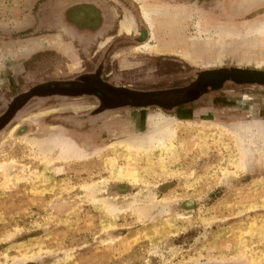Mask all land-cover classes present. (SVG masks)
<instances>
[{
	"label": "rangeland",
	"instance_id": "1",
	"mask_svg": "<svg viewBox=\"0 0 264 264\" xmlns=\"http://www.w3.org/2000/svg\"><path fill=\"white\" fill-rule=\"evenodd\" d=\"M105 1L144 44L105 56L97 100L67 89L88 53L49 13L71 0H0V264H264V0Z\"/></svg>",
	"mask_w": 264,
	"mask_h": 264
},
{
	"label": "flooded vegetation",
	"instance_id": "2",
	"mask_svg": "<svg viewBox=\"0 0 264 264\" xmlns=\"http://www.w3.org/2000/svg\"><path fill=\"white\" fill-rule=\"evenodd\" d=\"M107 3L108 1L105 0H71V2L64 3L58 6V10L54 11V13V8L52 9V12L49 13L50 19L52 20L51 23L58 24L61 28V32L63 33V35L70 36L73 45H80L79 54H83L86 56V53H88L86 61H83L85 64L83 73L79 77H77V79H70L73 80L71 81V83H77L75 84V86H69L70 88L67 89L71 90L72 92H76L78 90V93H89V95L92 94L97 100L103 99V93H105L104 86L100 85L103 84L102 80H104L103 78L105 76V68L107 67V59L105 60V56L111 57L110 53L113 49H116V47L121 42L130 41V43H136L135 45H141L143 43V31L141 30L137 17L133 18L134 21H132V30L130 31V33H127L122 29V27H119V19L115 20L116 22H114V26L116 28H107L108 26L113 24V19L111 18L112 12L110 11L109 6H106L108 5ZM26 29L28 28L24 27L18 30L17 32H21ZM53 29L54 28L50 30ZM113 30L115 33L111 35L110 41L103 45L101 51H95L92 54V52L89 50V48L91 49L92 47L91 41L95 40L98 42V39L100 38L105 39V35H110L108 33ZM0 34L7 33H5L3 29H0ZM114 73L115 70H113L112 72L110 71L107 76L113 75ZM84 77L88 78L86 83L81 80L82 78L84 79ZM214 83L215 82H213L211 76L204 73L203 75H199L198 77H196L192 84L179 87L175 91H164L167 93H164L162 95L166 96L171 94H182L183 99L181 100V102L186 104L189 99L200 98L201 92L205 89V87H211V85ZM89 85L93 88H88ZM122 87H124V89L119 87H113L112 92L107 90V95L109 96L106 97H108V99H113L117 102L121 99V97L124 96L125 99L130 98V102L128 103H131L133 100L139 98L142 99L144 103L146 102L147 105L152 103V99L157 98L156 96H153V91H140L138 93H136L135 91L133 93L132 91L127 92L125 86ZM112 94L113 97H110ZM31 97H37V95L34 93V95Z\"/></svg>",
	"mask_w": 264,
	"mask_h": 264
},
{
	"label": "bare ground",
	"instance_id": "3",
	"mask_svg": "<svg viewBox=\"0 0 264 264\" xmlns=\"http://www.w3.org/2000/svg\"><path fill=\"white\" fill-rule=\"evenodd\" d=\"M143 13H144V16L145 18L148 19V22L150 23L151 26H153V28H155L156 26V21L150 17L152 12L150 10H143ZM149 16V17H148ZM123 24V23H122ZM127 24V23H126ZM124 31H126L127 33H130L131 29L129 26H126V27H123L122 28ZM205 54L202 53L199 49V47H194L189 53H187V56H186V59H189V60H192V61H195V59H198V58H201L203 57ZM184 56V55H183ZM219 60V61H218ZM207 65L206 66H214V65H219V64H222L223 63V59H212V58H209V56H207ZM186 95V94H185ZM184 95V96H185ZM178 98L177 96H173L171 97L172 100Z\"/></svg>",
	"mask_w": 264,
	"mask_h": 264
},
{
	"label": "water",
	"instance_id": "4",
	"mask_svg": "<svg viewBox=\"0 0 264 264\" xmlns=\"http://www.w3.org/2000/svg\"><path fill=\"white\" fill-rule=\"evenodd\" d=\"M173 96H177L178 98L172 100L171 97ZM183 99V95L182 94H171V95H167V96H163L159 99L160 103H170V104H175L180 102Z\"/></svg>",
	"mask_w": 264,
	"mask_h": 264
},
{
	"label": "crops",
	"instance_id": "5",
	"mask_svg": "<svg viewBox=\"0 0 264 264\" xmlns=\"http://www.w3.org/2000/svg\"><path fill=\"white\" fill-rule=\"evenodd\" d=\"M146 24V23H145ZM144 44V43H143ZM143 44H141V45H143ZM141 45H139V46H141Z\"/></svg>",
	"mask_w": 264,
	"mask_h": 264
}]
</instances>
